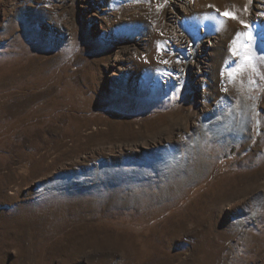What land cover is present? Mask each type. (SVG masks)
<instances>
[{
    "label": "rangeland",
    "instance_id": "1",
    "mask_svg": "<svg viewBox=\"0 0 264 264\" xmlns=\"http://www.w3.org/2000/svg\"><path fill=\"white\" fill-rule=\"evenodd\" d=\"M263 51L264 0H0V264H264Z\"/></svg>",
    "mask_w": 264,
    "mask_h": 264
},
{
    "label": "snow or ice",
    "instance_id": "2",
    "mask_svg": "<svg viewBox=\"0 0 264 264\" xmlns=\"http://www.w3.org/2000/svg\"><path fill=\"white\" fill-rule=\"evenodd\" d=\"M223 16L227 17V18H231V19H237V16L234 14V13H231V12H224L223 13ZM241 23H244V21L241 20ZM248 27H250V25H246ZM248 36L249 39H252V33L249 32L246 34ZM251 56L250 55H246L245 56V60L246 62H250L251 61ZM259 60L261 61H264V57H260ZM251 67L253 68V70L255 71L256 69V65L255 64H252ZM257 74H260V73H257ZM233 75L232 73H230V76ZM260 75H264V74H260Z\"/></svg>",
    "mask_w": 264,
    "mask_h": 264
},
{
    "label": "bare ground",
    "instance_id": "3",
    "mask_svg": "<svg viewBox=\"0 0 264 264\" xmlns=\"http://www.w3.org/2000/svg\"><path fill=\"white\" fill-rule=\"evenodd\" d=\"M242 1V0H241ZM246 1V0H245ZM241 8H244L242 5H240L239 3H238V5L236 4L234 7H233V9H231V11H234V12H236L237 10H239V9H241ZM236 10V11H235ZM233 12V13H234ZM239 28V27H238ZM245 28H247V26L245 27ZM244 28V29H245ZM205 31H207L206 29H205ZM255 33L256 32H254V34H252V37L255 35ZM254 40V37L252 38V39H248L247 40V42H251V41H253ZM209 47L211 46V45H208ZM239 46H241V45H239ZM253 47H255V45L253 46ZM257 47V46H256ZM252 49H254V48H252ZM252 49H249L250 51H252ZM263 50V49H262ZM254 51V50H253ZM264 52V51H263ZM246 54V53H245ZM250 54V53H249ZM252 54H253V52H252ZM258 54H261V52L259 51L258 52ZM262 57H264V54H263V56ZM261 62H263V61H261ZM243 64V63H242ZM243 66V65H242ZM235 72V71H234Z\"/></svg>",
    "mask_w": 264,
    "mask_h": 264
}]
</instances>
